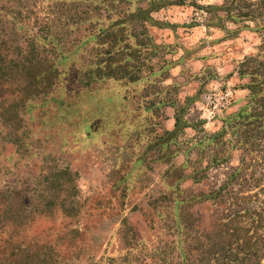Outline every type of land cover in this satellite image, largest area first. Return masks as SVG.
I'll return each mask as SVG.
<instances>
[{
	"label": "rangeland",
	"instance_id": "1",
	"mask_svg": "<svg viewBox=\"0 0 264 264\" xmlns=\"http://www.w3.org/2000/svg\"><path fill=\"white\" fill-rule=\"evenodd\" d=\"M70 1L0 0L1 55L13 63L30 55L37 22L57 28L64 40L63 26L73 24ZM163 1L151 15L157 24L148 27L158 52L137 82L85 86L86 56L74 47L51 62L61 86L35 92L23 70L0 82V264H206L213 208L180 199L219 189L240 165V148L209 164L206 135L226 115L249 110L251 78L239 72L246 57L264 56V35L251 20L218 21L208 7L223 0ZM55 14L57 21L42 20ZM258 17L264 24V12ZM74 34L64 43L70 46ZM36 38L48 47L50 39ZM182 108L192 126L178 141H191L192 150L164 156L168 141L158 139L173 130ZM255 156L258 177L264 140ZM193 168L198 179L188 176ZM263 197L246 206L261 208ZM181 212L190 216V229Z\"/></svg>",
	"mask_w": 264,
	"mask_h": 264
},
{
	"label": "trees",
	"instance_id": "2",
	"mask_svg": "<svg viewBox=\"0 0 264 264\" xmlns=\"http://www.w3.org/2000/svg\"><path fill=\"white\" fill-rule=\"evenodd\" d=\"M70 3H73L74 10L68 11L66 17L73 24H64L63 27L66 29L64 40V34L47 22L57 21L58 15L55 14L50 19L42 18L48 24L37 22L38 32L29 40L32 50L30 55L13 63L7 61L0 52V82L13 77V71L23 70L30 74V83L35 92L40 93L49 87L61 86L63 83L61 71L52 68L51 62L59 55L70 51L71 47H74L79 55L86 56L88 69L83 80L85 86L99 79L137 82L145 78L143 69L158 52V46L154 43L148 27L157 24L151 15L164 1L72 0ZM208 9L214 12V17L218 21L229 19L242 24L251 20L263 29L261 32L264 35V24L259 22L258 17L260 12H264V0H258L256 3L250 0H223V3L211 5ZM75 25L77 29L81 26L79 32H82V37L74 34L75 29L69 30ZM44 31L46 34L43 36L40 32ZM70 34L77 36L68 46V43L64 42ZM37 36L43 40L50 39L48 47L38 44ZM3 45H6V42L0 40V47ZM260 50L264 53V37ZM48 53H54L55 57L47 58L45 54ZM263 61L264 56L260 54L256 58L246 57L241 62L242 69L239 74L251 78L248 86L251 94L247 106L249 110L242 108L233 115H226L222 127L206 135L212 146L206 156L209 164L226 161L230 148H240L242 151L240 165L219 189L198 195L189 194L180 199L181 204L199 203L213 208L211 218L215 230L210 237L209 250L204 256L206 264H264V197L261 200V208L246 206L250 201L258 200L260 194L264 195V167L259 169L258 177H255L256 168H252L255 154L262 151L264 140V96L260 95L264 90V69L259 71L258 68L264 66ZM47 62H50V65ZM250 63H256L257 66H250ZM151 70L149 71L153 72ZM43 81L47 84L42 85ZM48 93L50 92L44 95ZM182 113L183 108L176 110L173 130L164 132L163 137L158 139L168 141L164 156H174L173 151L192 150L191 141L186 140L182 143L178 141V135L185 128L192 126L183 119ZM193 128L196 126L193 125ZM226 135L231 137L225 139ZM174 138L175 140H172ZM200 145L198 143L195 149L200 150ZM259 162L264 166L261 158ZM199 174L200 171L193 168L188 176L198 179ZM250 179L254 182L252 188L244 189L242 186ZM235 182L242 185L241 188L238 191L229 190L228 187ZM181 216L184 217L182 212ZM189 217L182 218L184 228L190 229ZM197 238H201V234L199 237L196 236Z\"/></svg>",
	"mask_w": 264,
	"mask_h": 264
}]
</instances>
